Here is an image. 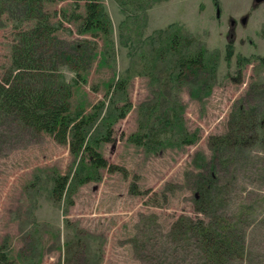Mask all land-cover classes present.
<instances>
[{
  "label": "rangeland",
  "instance_id": "rangeland-1",
  "mask_svg": "<svg viewBox=\"0 0 264 264\" xmlns=\"http://www.w3.org/2000/svg\"><path fill=\"white\" fill-rule=\"evenodd\" d=\"M99 1L106 35L78 32L72 0L44 2L38 12L60 24L43 47L55 59L52 73L79 81L70 109L115 106L91 125L102 135L111 119L98 143L109 166L56 199L52 174H73L78 156L0 112V245L14 264H264V2L250 11L251 0ZM19 7L0 0V75L32 24ZM245 13L228 39V18ZM172 25L192 38L191 51L207 50L199 68L173 80L168 53L152 64L144 52ZM120 76L128 106L107 93ZM181 129L194 138L180 139ZM151 131L162 132L157 144L130 140ZM203 229L220 238L219 255L204 251Z\"/></svg>",
  "mask_w": 264,
  "mask_h": 264
},
{
  "label": "trees",
  "instance_id": "trees-1",
  "mask_svg": "<svg viewBox=\"0 0 264 264\" xmlns=\"http://www.w3.org/2000/svg\"><path fill=\"white\" fill-rule=\"evenodd\" d=\"M15 1L20 5L19 10L25 12L26 19L31 20L32 24L26 31L23 30L17 34L19 40L12 48L10 63L0 75V112L14 116L22 125L33 131H44L58 142H67L70 150L78 156L77 167L73 174L69 176L68 174L53 173L51 176V195L59 199L64 194L72 192L77 184L89 179H96L98 169L109 166L98 150V143L109 138L111 119L105 123L104 128L106 127L107 130L102 135L101 133H92L91 125L93 121L98 118L102 119L103 116L110 118L115 106L105 104V101L102 100L93 106V113L86 114L82 108L70 109L67 101L70 97V88L79 81L74 74L66 78L60 70L58 74L54 75L51 67L56 65L55 59L50 56L46 57L43 53L47 36L60 27V24L49 23L47 19L45 20L39 15L38 11L41 9L42 3L53 0ZM72 2L70 17L80 19L77 25L79 33L100 31L106 35L110 31L109 18L99 0H72ZM81 2L82 4H80ZM80 6L83 13H75ZM16 26H19V23ZM169 29L171 32L165 42L152 38L151 43L149 42L150 47L144 52H148L153 61L152 64L168 53L167 59L170 65L167 69L169 78L173 80V77L175 78L187 69L199 68L197 66L204 63L203 58L207 54V50L203 47L191 51L189 47L193 43L192 38L180 35L179 27L172 25L169 26ZM260 60L264 63V57H261ZM152 64L153 74L155 65ZM81 79L85 80L83 77ZM126 83L127 77L120 76L117 80L113 79L108 83L107 90V93L110 90L112 94L120 93V99H124L123 106L129 104L125 95ZM112 94L111 98L114 97ZM114 99L116 98L114 97ZM125 111L123 108L114 117L122 116ZM171 116L177 118L176 112L172 111ZM167 118H164L163 121L166 120V123H169ZM161 133V131H151L147 135L136 133L131 135L130 140L134 144H147L150 147L161 140ZM181 134L183 138L180 139L185 141L194 138V134H184L183 130ZM143 136L145 137L142 140ZM201 237L206 254L207 251L212 256L221 253L222 242L217 235L218 238L203 229ZM0 264H14V261L8 257L4 244L0 245Z\"/></svg>",
  "mask_w": 264,
  "mask_h": 264
},
{
  "label": "flooded vegetation",
  "instance_id": "flooded-vegetation-1",
  "mask_svg": "<svg viewBox=\"0 0 264 264\" xmlns=\"http://www.w3.org/2000/svg\"><path fill=\"white\" fill-rule=\"evenodd\" d=\"M262 2H264V0L260 1V2H257L255 0H251V2H250V11H252L258 4H260ZM217 11H218V9H217ZM248 17H249V13H245L242 16H240L238 18V20H236L235 18H231V17L228 18V23H229V30H228V34H227V38L228 39H232L233 38V35H234L233 30H234L235 26L237 24H239V23L242 24V25H245Z\"/></svg>",
  "mask_w": 264,
  "mask_h": 264
},
{
  "label": "water",
  "instance_id": "water-1",
  "mask_svg": "<svg viewBox=\"0 0 264 264\" xmlns=\"http://www.w3.org/2000/svg\"><path fill=\"white\" fill-rule=\"evenodd\" d=\"M255 1L260 2V1H263V0H255Z\"/></svg>",
  "mask_w": 264,
  "mask_h": 264
}]
</instances>
